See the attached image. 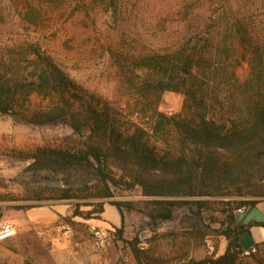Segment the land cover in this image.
<instances>
[{
  "label": "trees",
  "instance_id": "1",
  "mask_svg": "<svg viewBox=\"0 0 264 264\" xmlns=\"http://www.w3.org/2000/svg\"><path fill=\"white\" fill-rule=\"evenodd\" d=\"M68 2L89 7L78 19L95 7L118 10L116 0L40 5ZM42 6L20 13L26 30L41 27L49 15ZM171 16L167 35L126 29L110 45L118 102L84 89L60 60L42 51L39 35L26 34L0 55V112L34 126H57V148L42 146L28 157L33 171L72 179L58 200L89 193L108 201L113 190L138 192L144 201L131 208L139 207L150 228L172 221L185 206L194 215L181 235L187 245L204 242L203 229L212 224L226 241L221 256L213 252L188 264H264V243L243 256L239 241L250 228H264V219L244 224L238 217L264 199V0H182ZM242 64L249 67L245 81L235 74ZM165 92L183 96L179 113L158 111ZM33 96L48 99L51 107L24 116ZM108 205L122 216L120 204ZM91 207L80 217L100 221L104 203ZM122 227L106 232L127 247L136 264H146L150 241L125 240Z\"/></svg>",
  "mask_w": 264,
  "mask_h": 264
},
{
  "label": "rangeland",
  "instance_id": "2",
  "mask_svg": "<svg viewBox=\"0 0 264 264\" xmlns=\"http://www.w3.org/2000/svg\"><path fill=\"white\" fill-rule=\"evenodd\" d=\"M181 1L116 0V14L113 9L95 7L89 17L81 15L78 19V14L89 7L74 2L42 6V0H0V46H3L0 55L26 39V34L39 35L42 51L54 61L60 60L84 89L118 102L122 95L114 87L117 65L115 55L108 51L110 45L126 29L133 35L150 36L156 30L167 35L171 14ZM29 5L48 9L49 15L44 17L40 28L26 30L20 22V13ZM57 10H66V15L60 16L62 11ZM235 74L245 81L249 76L248 65L242 64ZM183 99L180 94L165 92L157 109L167 115L177 114ZM50 107L48 99L33 96L28 109L21 113L30 116ZM60 136L57 126H34L20 116L0 112V224L9 223L14 229L12 235L0 240V264H136L127 247L114 242L109 233L104 248H94L91 230L99 228L93 225L97 220H84L80 216L93 209L91 204L99 202L104 206L110 202L120 204L125 240L142 233L145 236L142 242L150 241L145 247L146 264H188L191 259L199 261L213 252L216 257L222 255L221 242L225 240L213 232L218 229L217 224L203 229L207 234L204 242L187 245L181 235L190 230L194 219L188 207L178 208L172 221L150 228L139 207L131 208L144 201L138 192L113 190L114 197L108 201L90 198L89 193H82L77 199L58 200L61 191L71 186L72 179L48 175L43 170L33 171L28 155L46 145L57 148ZM256 200L264 204V199ZM218 214H214L215 220L219 219ZM63 232L68 233L67 239L63 238ZM240 245L244 248L249 245L247 237L240 240Z\"/></svg>",
  "mask_w": 264,
  "mask_h": 264
},
{
  "label": "crops",
  "instance_id": "3",
  "mask_svg": "<svg viewBox=\"0 0 264 264\" xmlns=\"http://www.w3.org/2000/svg\"><path fill=\"white\" fill-rule=\"evenodd\" d=\"M35 212L36 211H31L30 213L33 214ZM30 216L33 217V215ZM238 217L239 219H242V221H244L243 222L244 224H247L251 221L260 222L264 219V204H257L252 211L241 212ZM121 219L122 217L119 211L117 210V208L107 204L104 206V211L103 214L101 215V220L95 221L93 225L101 229H111L112 227L119 228L122 223ZM244 237H247V239L249 240V245L246 248L241 246L243 250L264 243V228L252 227L248 230V232H246L240 237V240L244 239ZM225 249H226V242L222 241L221 254L225 252Z\"/></svg>",
  "mask_w": 264,
  "mask_h": 264
},
{
  "label": "built area",
  "instance_id": "4",
  "mask_svg": "<svg viewBox=\"0 0 264 264\" xmlns=\"http://www.w3.org/2000/svg\"><path fill=\"white\" fill-rule=\"evenodd\" d=\"M14 233V229L11 224L9 223H1L0 224V240L9 237ZM63 238L67 239L68 238V233L63 232L62 234ZM91 237H92V243L95 249L101 250L104 248L107 239H108V234L105 230L99 229V228H93L91 230ZM138 239L142 242L144 239V235L142 233L138 234ZM256 252L255 247H251L249 249H246L243 251L242 255L243 256H250Z\"/></svg>",
  "mask_w": 264,
  "mask_h": 264
},
{
  "label": "water",
  "instance_id": "5",
  "mask_svg": "<svg viewBox=\"0 0 264 264\" xmlns=\"http://www.w3.org/2000/svg\"><path fill=\"white\" fill-rule=\"evenodd\" d=\"M57 185H59V183H57Z\"/></svg>",
  "mask_w": 264,
  "mask_h": 264
}]
</instances>
